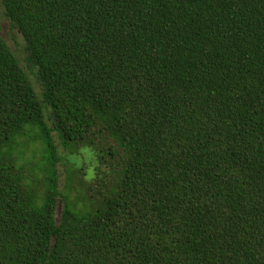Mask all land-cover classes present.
Instances as JSON below:
<instances>
[{
	"label": "trees",
	"instance_id": "obj_1",
	"mask_svg": "<svg viewBox=\"0 0 264 264\" xmlns=\"http://www.w3.org/2000/svg\"><path fill=\"white\" fill-rule=\"evenodd\" d=\"M0 2V264H264V0Z\"/></svg>",
	"mask_w": 264,
	"mask_h": 264
},
{
	"label": "rangeland",
	"instance_id": "obj_2",
	"mask_svg": "<svg viewBox=\"0 0 264 264\" xmlns=\"http://www.w3.org/2000/svg\"><path fill=\"white\" fill-rule=\"evenodd\" d=\"M0 35L10 51L14 54V56L17 58L22 70L25 72L31 86L33 87L36 94L40 97L42 88L41 85L37 79V72L35 68H33L32 65L28 62V55L25 50V42L24 39L17 28H15L11 22L5 17L4 10L0 2ZM55 144L58 147L60 155L63 157V159H69L71 162L77 163L79 161V158L76 159L75 156L69 155L68 151L65 150L60 142L55 138ZM27 154L31 156V150L27 151ZM41 153L37 152L35 162H38L40 160ZM83 160L85 161L86 165H88L87 158L83 156ZM58 173L60 176V186H62L63 179H64V167L62 165L58 166ZM61 210V205L58 203L57 205V213L59 214Z\"/></svg>",
	"mask_w": 264,
	"mask_h": 264
}]
</instances>
